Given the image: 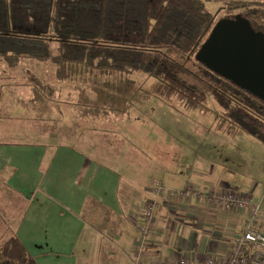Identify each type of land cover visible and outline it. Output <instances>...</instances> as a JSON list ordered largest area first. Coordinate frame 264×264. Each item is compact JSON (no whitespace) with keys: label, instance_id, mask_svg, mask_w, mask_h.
Listing matches in <instances>:
<instances>
[{"label":"trees","instance_id":"obj_1","mask_svg":"<svg viewBox=\"0 0 264 264\" xmlns=\"http://www.w3.org/2000/svg\"><path fill=\"white\" fill-rule=\"evenodd\" d=\"M222 9L227 16L242 14L255 30L264 31L261 3L227 0ZM222 17L204 0H0V60L8 67L24 60L51 63L52 82L33 75L30 80L32 103L55 112L62 110L60 103L47 105L48 99L60 101V88L74 74L100 77L95 80L103 90L97 103L82 95L76 104L81 117H93L92 130L106 116L128 112L129 99L115 106L108 94L135 87L144 75L155 80L154 93L170 106L197 109L212 97L228 127L264 142V101L195 59ZM192 62L203 72L194 70ZM0 264L39 263L14 235L0 249Z\"/></svg>","mask_w":264,"mask_h":264},{"label":"crops","instance_id":"obj_2","mask_svg":"<svg viewBox=\"0 0 264 264\" xmlns=\"http://www.w3.org/2000/svg\"><path fill=\"white\" fill-rule=\"evenodd\" d=\"M31 107L50 111L36 103H31ZM33 109L27 117L41 121ZM58 125L60 143L48 145L45 138L32 143L15 139L0 142V181L4 183L0 195L8 208L17 211L15 235L39 264H88L90 256L94 258L90 264H153L182 257L204 264L211 257L229 253L239 232L236 213L216 205L211 207L197 196L190 200L159 199L151 187V182L158 179L172 190L188 186L200 187L198 190L204 192L213 188L233 190L226 183L215 186L201 173H196L201 178L187 182L173 171L162 173L156 168V173L152 169L139 174L144 176L142 180L128 181V170L123 173L117 169L110 157L112 152L104 154L100 142L94 139L98 130H93L87 139L85 130L72 132L65 118ZM44 126H34L30 134L34 136L27 135L40 136ZM18 129L6 132L17 135ZM48 129L49 126L45 135ZM163 177L171 181L166 182ZM181 178L186 182L183 185ZM238 188L235 187L237 192L251 194ZM151 199L156 200L157 207L151 220L153 228L144 237L136 228L139 219L134 216ZM79 245L88 249L90 256L79 257Z\"/></svg>","mask_w":264,"mask_h":264},{"label":"rangeland","instance_id":"obj_3","mask_svg":"<svg viewBox=\"0 0 264 264\" xmlns=\"http://www.w3.org/2000/svg\"><path fill=\"white\" fill-rule=\"evenodd\" d=\"M225 1L227 0H204L211 12L223 17H226V12L222 9ZM259 1L264 6V0ZM191 65L194 70L203 72L196 62H192ZM30 75L46 78L52 82L55 79V68L51 63L39 65L32 63V60H24L17 67H8L0 60V76L2 77L0 78V142L4 139H15L17 142L32 143L45 138L47 144L49 142L60 143L61 133L58 124L60 119L63 122L64 118L67 127L72 129V132L82 133L85 130L84 136L89 139V136L93 134L90 128L92 121L89 118L93 119V117H81L76 104L82 95L88 99V103L94 101L97 103L99 92L103 90L100 89L99 83H95V80L98 78L101 80V78L84 73L74 74L72 82L68 81L60 88L63 89L64 94L60 97V101L56 96L48 99L47 105L58 107L60 103L62 110L57 109L56 113L55 110L46 112L31 107L34 93ZM154 86L155 80L142 75L137 78L135 87L129 86L122 88L120 92L110 91L108 94L116 104L115 106H122L124 98L131 102L126 114L112 113L106 116V121L97 125L99 134L94 138L100 142L104 154L112 152L110 157L115 162L116 168L120 171L122 169L123 173L127 169L128 181L131 179L133 182L136 179H143L144 176H138L139 174L151 172L155 168L157 172L159 170L162 173L169 171V174L173 171L176 177L182 176L187 182L196 181V177L201 178L196 173L206 174V177L208 176L207 178L214 185L216 184L215 186L226 183L229 188L233 189L223 190L225 194L237 192L236 186L241 191H250L251 194L248 195L253 198L252 201L260 204L264 210V142L242 129L228 127V124L221 120L218 113L219 107L212 97H209L208 102L197 109L185 110L179 105L172 107L163 98L158 97L154 93ZM12 89H15L14 93L11 92ZM57 94L59 95V92ZM29 107L37 110L36 113L41 121L34 118L29 120L27 117ZM40 107L43 108V105ZM39 124L46 126L41 129L40 136H35L37 139L35 140V137L31 138L34 135L30 134L34 126L37 128ZM47 126L49 129L45 135ZM7 129L10 131L18 129L19 132L15 131L17 135L10 132L11 135L6 132ZM107 137H111V140L104 141ZM127 164L130 168H127ZM163 179L166 182L171 181L166 177ZM181 179L183 180L182 185L186 183L183 178ZM156 180L151 182V187L155 184L164 185ZM0 187H4L2 181H0ZM165 188L170 190L168 187ZM198 188L190 186L189 195L185 199L183 196L178 199L190 200L192 196H197L195 194ZM212 190L220 191L216 188ZM199 192L200 196L197 197L204 201L206 192L203 190ZM158 198L162 197L158 196ZM234 206H232L233 210L229 208L226 211L236 213L237 230L241 232L248 217V210L241 212ZM16 214L17 211L13 207L8 208L0 195V249L5 241L15 235L18 219ZM262 224L264 226V221ZM82 246L79 245L76 251L79 253L78 256H88L90 254L87 252L88 249ZM89 258L91 260L88 264L94 259L91 256Z\"/></svg>","mask_w":264,"mask_h":264},{"label":"water","instance_id":"obj_4","mask_svg":"<svg viewBox=\"0 0 264 264\" xmlns=\"http://www.w3.org/2000/svg\"><path fill=\"white\" fill-rule=\"evenodd\" d=\"M195 59L264 101V31L242 14L218 19Z\"/></svg>","mask_w":264,"mask_h":264},{"label":"built area","instance_id":"obj_5","mask_svg":"<svg viewBox=\"0 0 264 264\" xmlns=\"http://www.w3.org/2000/svg\"><path fill=\"white\" fill-rule=\"evenodd\" d=\"M189 189V190H188ZM178 190H167L164 186L155 184L152 186L153 192L157 196L162 197L164 200H175L183 196L184 199L189 195V188ZM194 189V188H193ZM195 190V189H194ZM200 196V192L197 190L196 194ZM205 202L209 205L218 206L227 210L234 206L241 212L248 210V217L244 222V226L241 232L235 234L229 249V253L224 256H216L209 258L204 264H264V210L260 204L253 202V198L248 194H241L240 192H232L225 194L223 190L216 192L209 190L205 194ZM220 204V205H219ZM157 207L156 200H148L145 202L141 210L135 212V218L139 221L135 223L136 228L140 229L144 234V237L149 233L153 226L151 224L154 211ZM226 212V211H225ZM138 214V217L136 215ZM136 264H141V261H137ZM153 264H196L189 258L182 257L175 261H156Z\"/></svg>","mask_w":264,"mask_h":264},{"label":"flooded vegetation","instance_id":"obj_6","mask_svg":"<svg viewBox=\"0 0 264 264\" xmlns=\"http://www.w3.org/2000/svg\"><path fill=\"white\" fill-rule=\"evenodd\" d=\"M226 17H234V15H231V16H227V15H226Z\"/></svg>","mask_w":264,"mask_h":264}]
</instances>
